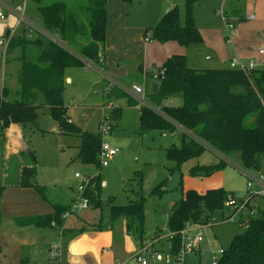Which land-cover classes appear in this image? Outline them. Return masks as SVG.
Instances as JSON below:
<instances>
[{
    "label": "trees",
    "instance_id": "trees-1",
    "mask_svg": "<svg viewBox=\"0 0 264 264\" xmlns=\"http://www.w3.org/2000/svg\"><path fill=\"white\" fill-rule=\"evenodd\" d=\"M38 6L44 32L25 29L22 34H6L9 39L6 54L21 48L20 99L8 100L7 89L0 99V130L12 123L24 128L35 123L38 110L50 107V114L66 134H77L82 138L79 157L86 164L101 167L99 134L84 131L69 122L65 101L66 70L82 67L85 60L100 63L103 57L107 29V0H30ZM127 3L131 0H123ZM200 0H185L184 6L170 9L160 21L146 30L147 40L161 43L177 42L183 47L202 45L204 37L196 25L194 7ZM151 34V36L149 35ZM149 35V36H148ZM85 59V60H84ZM165 70L158 80V93H150L157 104L163 100L180 98L178 106H163V113L141 106L143 131L160 130L177 132L178 125L186 131L180 132V145H172L168 158L179 170L191 158L202 155L208 145L220 153L239 154L242 167L261 170L264 177V67L244 72L238 68H193L189 67L185 54H173L162 67ZM160 73V72H159ZM154 78V75L148 74ZM129 105L138 101L124 95ZM123 113L121 106L111 109V119L118 121ZM29 160L21 167L19 185L36 187L37 153L28 149L22 154ZM228 163L221 160L215 165L196 166L190 170L193 176H210L223 169ZM100 173L90 177L84 196L91 206L101 209L102 219L97 229L114 228L120 221L138 242L146 240L145 198L132 200L125 205L111 204L108 211L103 205L96 186ZM182 184V183H181ZM164 182L153 188V194L166 192ZM6 186L0 184V203ZM233 194L223 187L200 193L188 189L174 205L168 218L172 234L170 251L176 253L181 247V231L188 222L209 224L213 214L224 211L228 196ZM234 195V194H233ZM258 197L257 194L253 195ZM263 198V197H262ZM258 205L259 215L249 220L244 233L236 235L231 248L225 250L218 264H264V198ZM55 213L37 220L39 227L55 222L61 227L63 215L72 205L55 204ZM199 257V255H197Z\"/></svg>",
    "mask_w": 264,
    "mask_h": 264
},
{
    "label": "rangeland",
    "instance_id": "rangeland-1",
    "mask_svg": "<svg viewBox=\"0 0 264 264\" xmlns=\"http://www.w3.org/2000/svg\"><path fill=\"white\" fill-rule=\"evenodd\" d=\"M199 2H197L199 4L196 5L194 10L196 24L200 25V27L203 25L204 29L211 31L213 28L210 23L211 20L214 24L221 25L227 30L225 21L219 13V9L223 7L228 15L226 1L200 0ZM156 24L157 22L152 24L151 27ZM149 35L151 36V34ZM4 40H7L6 35L4 38L0 37V99L2 98L3 89L6 87L10 94V97L8 98L7 96V99L12 101L15 99L19 100L20 95L17 96L16 94L21 87L19 72L22 67V50L17 47L6 56L5 45L1 44ZM151 42L156 47L153 48L151 46L146 50L145 56L148 54L149 58L145 57L144 60V55H142L138 68L137 66L134 68L130 67L131 69L126 68L129 80H124V82L127 84L136 83L150 86L154 79L148 75L142 76L143 68L145 67V70L148 69V71H153L154 73L162 69L168 52L163 47L164 43L156 40H151ZM212 52L213 48L209 49L204 44L201 47L200 45L190 47L187 52L188 56L186 55L189 67L198 66L200 69L220 67L216 66L220 62L217 61L216 56L213 57ZM153 63L155 64L154 67L152 66ZM67 73L68 79H70V81L66 80L65 85V101L68 107L67 115L74 125L82 128L84 131L97 134L103 117L109 115L110 108L108 105L114 103L112 97L118 98L115 99V102L117 106L123 108V113L118 121L111 119L112 130L110 135L107 136V140L113 146L119 147L121 151L109 161L108 165L101 166L100 168L84 163L79 157L82 142L81 136L62 132L58 122L50 114V107L43 106L39 108L36 122L27 125L25 132L32 149L37 153V181L43 185L45 194L54 198H58L60 195L63 196V194L77 197L80 194L78 189L82 183V178L100 173V183L96 186L94 185V188L98 194L100 193L103 205L107 211L111 204L125 205L132 200L144 197L146 208L144 225L146 232L152 233L154 230H162V234L168 236L170 233L168 215L171 213V207L180 199L183 187L193 186L207 189L219 185L217 183H222V179L223 185L221 184V186L229 192L232 191L228 186H234L236 190L242 189L244 191L248 189V178L240 175L236 167H232L231 164H227L221 169L222 173L220 175L189 176L188 168L192 160L199 159L201 162L206 161L210 155L208 151H205L199 157L187 160L181 165L179 170H172L176 163L168 158L167 150L172 146V143L178 145L177 141L174 140L170 132H162L160 130L143 131L141 127V106L152 104L158 106L163 111L164 105L177 106L175 102L171 105L168 100H163L161 104H157L150 97L146 96L145 103L141 104L134 97L138 101V104L129 105L127 99L124 97V95L128 94L112 86L109 78L103 76V73L98 68L84 66L70 67L67 69ZM118 75L112 72L111 77L115 78L114 76ZM130 79L133 82H130ZM6 144L7 136H1L0 182L6 185L1 199L2 211L8 216L10 214L24 213L32 209L37 210L38 206L36 202L30 201L34 196L41 195L38 191L39 189H36V187L17 189L5 182ZM237 156L239 157L238 153L224 154V157L241 165ZM249 172L255 178L261 179L262 177L261 170L251 169ZM76 173H79L82 178H77L75 176ZM161 182H164L163 188L168 191L162 195L153 194V188ZM253 189L256 191L260 190L257 182L254 184ZM67 198L68 196L63 198V201ZM261 205H263L262 202ZM231 213V208L227 207L224 211H217L213 214L209 224H206L207 226L204 228L205 236L203 242L200 244V256L195 257L194 254L188 255L187 264H212V251L230 249L233 238L245 232L246 227L241 223L228 221L227 217ZM8 221L9 219H6L4 223L3 233L7 234L9 247H5L1 239L0 245L9 251L8 255L12 258L13 253L11 248L20 243L21 238L16 235L8 236L11 231L7 226ZM123 222H119L121 228ZM158 233L156 231L155 235H158ZM136 243L138 248L135 253H138L147 245H150L148 250L149 257L156 252L160 253L156 245L148 240L144 242L137 241ZM63 250L64 247H62L61 251L63 252ZM161 255L163 257L161 260L149 258V264H167L166 258L170 257L172 259V254L169 251ZM51 263L55 264V260L52 259ZM130 264L137 263L136 261H132ZM169 264L175 263L171 262Z\"/></svg>",
    "mask_w": 264,
    "mask_h": 264
},
{
    "label": "crops",
    "instance_id": "crops-1",
    "mask_svg": "<svg viewBox=\"0 0 264 264\" xmlns=\"http://www.w3.org/2000/svg\"><path fill=\"white\" fill-rule=\"evenodd\" d=\"M184 2L185 0H131V2L127 3L123 0H107V36L103 57L100 63L84 59V67L98 68V70L103 73V76L109 78L112 82V86L117 87L128 94L127 90L132 89V86L136 83L130 85L124 82V80H129L126 68H134L136 66L138 68L140 66L139 61L142 58V55H144V60L145 57L147 59L149 58L148 54L145 56L146 50L151 46L153 48L156 47L151 40H147L145 35L146 30L151 28V25L155 24V22L158 23L165 15L167 9L168 12L177 5L182 6ZM18 6H24L21 22L19 21V14L14 11ZM37 8L38 6L30 0H0V12H4L6 15V19L0 18V25L3 26L0 37L4 38L8 32L11 35L22 34L24 30L28 28L30 29V32L31 30H38L46 33L41 26L42 18ZM226 9L229 17L236 20L235 33L230 38H228V31L224 29L223 26L214 24L211 20V27L213 26L211 31L204 29L203 25L200 27V25L196 24L204 37L203 44L209 49L213 48V57L216 56L217 61L220 62L218 63L219 65H216L220 67L216 68L231 67V60L235 57L246 61L255 60L261 65L262 58L258 54V49L261 46H264V0H227ZM10 17L15 18L14 23ZM8 42L9 39L1 42L2 45H5L6 56ZM163 47L168 52L167 58L173 54H185L188 56L187 52L189 51V48L183 47L177 42L165 43ZM152 66L154 67L155 64L153 63ZM193 68L199 67L195 66ZM112 72L115 75H120L112 78ZM148 74H151L152 76L156 73L148 71V69L145 70L144 67L141 75ZM66 80L70 81V79H68L67 70ZM130 82H133V80ZM145 88L146 96L153 92L152 84L150 86H147L146 84ZM19 91L16 94L17 96H19ZM9 95L7 89L8 98L10 97ZM115 99L118 98L112 97L114 103L108 105L110 108L109 113H111V109L114 106H117ZM168 101L171 105H173L174 102L177 106L182 104L180 98ZM177 127L178 131L173 132L172 136L174 137V140L177 141V144L180 145V132L186 130L180 125ZM1 136H7L5 182L9 186L16 187L17 189L22 188V186L19 185L21 167L25 163H29V160L22 154H26L28 149H32L31 144L27 139L25 128L12 123L7 129L3 131L0 130V137ZM174 144L176 143H172V145ZM206 151L210 153V155L208 154V161L207 159L202 162L199 159L192 160L188 168L189 176H192L189 170L193 167L215 165L221 160L231 164L232 167L235 166L240 175H244L248 178L242 170L251 174L249 170L242 167V164H237L233 160L224 157V153H220L212 146L208 145ZM221 173L220 170L215 172L214 175H220ZM221 181L223 183L222 179ZM36 183L43 186L38 183L37 177ZM222 183H217L219 185L207 189L193 186L186 188L183 187L180 199L188 189H195L200 193H205L209 189L222 187ZM0 184L4 185L1 182ZM228 188H230L232 193L237 197L246 196L248 191V189L244 191L242 189L236 190V187L234 186H228ZM38 191L40 192V190ZM67 196L68 198L63 201V198H66ZM77 197H70L67 194H63V196L60 195L58 198H54L45 194V189H43L41 195L34 196L30 201L36 202V205L38 206L37 210L32 209L24 213L10 214L8 216L2 211L0 203V239L3 241L4 246L7 248L9 247L7 234L3 233V226L6 219H9L7 226L11 230L8 236L11 237L16 235L21 238L20 243L11 248L13 253L12 258L8 255L9 251L0 245V264H52V259L55 260V264H130L132 261H136V263L139 264L135 258V251L138 248L137 241L132 235L127 233L124 222L122 228L118 223L114 228L109 226L102 230L97 229V225L102 219L101 209H95L92 207L74 212L66 218L63 217L64 222L60 227L61 230L57 225H53V223L47 227H39L36 224L37 220L55 213V204H61L64 206L72 205ZM255 200L258 205H260L263 198L262 196H258ZM174 205L171 207L170 212H172ZM156 231L159 232L158 235H155ZM161 231L162 230H154L152 233H147L145 241L148 240L149 242L154 243L160 250L161 254L165 252L167 253L168 251L171 252V231L168 236L163 235ZM165 239L167 240L165 241ZM59 242L62 243L64 250L63 252L61 251L60 257L56 258L58 259L56 260L52 253V247L55 243ZM198 254L200 256V251Z\"/></svg>",
    "mask_w": 264,
    "mask_h": 264
},
{
    "label": "built area",
    "instance_id": "built-area-1",
    "mask_svg": "<svg viewBox=\"0 0 264 264\" xmlns=\"http://www.w3.org/2000/svg\"><path fill=\"white\" fill-rule=\"evenodd\" d=\"M227 1V0H223ZM23 7L24 6H18L14 11L17 12L20 16V22L23 17ZM219 13L222 15L223 20L225 21V25L228 31V38H230L235 33V27H236V20L234 18H230L223 7L219 9ZM0 18L6 19V15L4 12H0ZM258 54L262 58L261 65L256 62L255 60H242L240 58H233L231 60V67L232 68H238L243 70L244 72H248L249 70L264 67V46H261L258 49ZM160 72V73H159ZM165 73L164 69L159 70L154 75V80H158L159 76H163ZM159 81V80H158ZM114 85V84H113ZM112 88V87H110ZM109 88V89H110ZM127 93L131 96L135 97L141 104L146 102V88L145 85H133L132 89H128ZM146 106H149L150 108L154 109L159 114L164 115L163 111L158 108V106L147 104ZM111 115H105L100 122L99 125V134L102 138L101 142V148H100V162L101 166L108 165L109 161L115 157L118 153H120L121 149L119 147L113 146L108 140L107 136L110 135L112 126H111ZM69 122L71 120L69 119ZM242 170V169H241ZM243 173H245L248 176L249 182H248V191L246 196L244 197H237L235 195L230 194L228 196V199L225 203L226 207L231 208L232 213L229 217H227L228 221H237L247 227L249 225V220L252 218H255L259 215L258 210V203L256 202L253 195L257 194V196H262L264 198V177L262 175L261 179L255 178L251 174H249L247 171L242 170ZM75 176L77 178H82V176L79 173H76ZM91 176H86L82 178V183L79 186V196L76 198V200L72 204V208L69 212L65 213L63 217H68L74 212L81 211L84 209L92 208L89 199L84 196V191L86 190ZM258 183L260 186L259 191H255L253 189V186L255 183ZM53 225H56L55 222H53ZM207 225L201 224V223H194V222H188L186 224V227L180 232L182 236L181 241V247L176 253H172V259L170 257L166 258V263L169 264L171 262H174L175 264H187V258L188 255L194 254L195 256L199 255L198 252L200 251V244L204 240L205 232L204 228ZM59 227V226H57ZM61 230V228L59 227ZM172 237V234L170 235V239ZM150 245H147L143 247L138 253H136L135 258L138 261L139 264H149V258H157V259H163L161 253H155L151 257H149L148 250ZM62 249V243H55L52 247V253L55 258H59L61 254ZM225 250L220 249L216 252H213L212 254V264H218L221 256L224 254Z\"/></svg>",
    "mask_w": 264,
    "mask_h": 264
},
{
    "label": "water",
    "instance_id": "water-1",
    "mask_svg": "<svg viewBox=\"0 0 264 264\" xmlns=\"http://www.w3.org/2000/svg\"><path fill=\"white\" fill-rule=\"evenodd\" d=\"M8 34H9V32H8ZM160 77H161V75L159 76V78ZM159 89H160V82L158 80L153 81V83H152L153 93H158Z\"/></svg>",
    "mask_w": 264,
    "mask_h": 264
},
{
    "label": "clouds",
    "instance_id": "clouds-1",
    "mask_svg": "<svg viewBox=\"0 0 264 264\" xmlns=\"http://www.w3.org/2000/svg\"><path fill=\"white\" fill-rule=\"evenodd\" d=\"M10 19L13 21V23L15 22V18L14 17H10ZM2 28H3V26L0 25V34H2Z\"/></svg>",
    "mask_w": 264,
    "mask_h": 264
}]
</instances>
